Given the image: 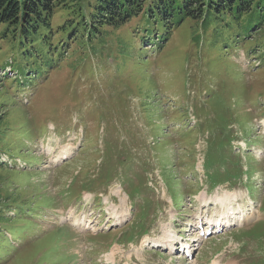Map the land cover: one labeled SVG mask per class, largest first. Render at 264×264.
Instances as JSON below:
<instances>
[{"label":"rangeland","instance_id":"374dc122","mask_svg":"<svg viewBox=\"0 0 264 264\" xmlns=\"http://www.w3.org/2000/svg\"><path fill=\"white\" fill-rule=\"evenodd\" d=\"M72 18L59 11L53 26ZM243 26L216 36L213 26L205 34L188 21L162 44L144 38V20L92 41L83 30L75 37L54 30L58 61L23 75L1 43L0 118L2 126H23L16 130L25 143L21 152L0 147V193L40 208L0 226V264H264V240L242 231L264 220V54H248L257 43L237 40ZM31 69L41 73L33 79ZM68 146L72 156L56 161ZM101 185L105 192L90 193ZM203 192L235 193V209L254 216L203 238L197 220L205 228L222 211L205 206L196 196ZM116 210L128 211L129 221L118 225ZM172 226L191 243L192 259L179 246L139 249ZM111 229L118 231L103 236ZM197 237L203 242L193 245Z\"/></svg>","mask_w":264,"mask_h":264},{"label":"trees","instance_id":"16d2710c","mask_svg":"<svg viewBox=\"0 0 264 264\" xmlns=\"http://www.w3.org/2000/svg\"><path fill=\"white\" fill-rule=\"evenodd\" d=\"M59 11H66L73 18L63 22L62 28L60 25L54 28L53 20ZM133 20H144V38L161 44L168 42L188 21L201 24L205 34L213 26L216 36L223 35L224 31L230 32L234 25L243 22V30L235 37L245 43H257L245 49L248 54H264V43L257 41L264 40V0H0V54L6 53L1 43L7 44L18 57L14 56L15 63L11 64L14 72L23 75L26 67L43 72L42 68H49L47 61L53 64L58 61L55 57L60 55L58 46L52 48L50 43L54 30L74 37L83 30L92 41L100 39L106 29L118 30ZM161 44H158L159 49ZM41 72L31 69L29 73L32 77ZM2 123L0 118V147H6L8 152L20 148L21 152L25 143L22 141L23 131L16 129L23 126L11 129ZM0 168L1 172L6 171L3 166ZM0 188H6L4 183ZM8 193L5 192V196L0 193V226L20 222L22 211L37 215L39 204L32 202L33 211L24 209L22 204L16 205V195ZM10 209L14 218L8 217ZM248 233L264 237V223L254 226Z\"/></svg>","mask_w":264,"mask_h":264},{"label":"bare ground","instance_id":"6f19581e","mask_svg":"<svg viewBox=\"0 0 264 264\" xmlns=\"http://www.w3.org/2000/svg\"><path fill=\"white\" fill-rule=\"evenodd\" d=\"M72 154H73V148L71 146H68V147L62 148V150L59 152V154H57V156L55 158H56V161L61 162L63 160L70 158L72 156ZM237 198H238V196L235 193L232 194V193H228V192L224 193L221 196H216L214 199H208L205 193L200 194L198 199L202 200L204 202L203 203L204 205L208 206L209 203L212 202L214 205H219L222 209L221 215L219 218L215 219L212 217L213 219H211V220L207 219L208 222L206 224L208 226L207 227L208 229L212 230L215 227V228H217L216 231L226 230V229H228V228H230L236 224L242 225L244 223V221L248 220L249 216L247 215V213H244L246 211V209H244V205H242V207L238 210L235 209L237 206L234 207V204L237 201ZM121 199H122V201L124 200L123 198H121ZM124 203H125V200H124ZM112 209H113V207H112ZM237 211H242L241 213L243 215L238 217ZM128 213L129 212L127 211L126 214L122 215V214H118L117 210H116V212H115V215H116L115 218L117 219L116 223L119 224V223L127 221L128 218H126V216L127 217L130 216ZM172 228L173 227H170V228L165 227L164 228L165 230L163 229L164 233H163L162 237H160L158 239L145 237L142 240L141 246L139 247V249L155 248V249H162V251L172 250V248L175 245V240L177 239V237H176L177 233L174 234L175 232L172 231ZM208 232H209V230H207V232L205 231L203 233V236L205 233L207 234ZM194 242L199 243L200 238L197 240H194ZM179 243H181L183 254H186L188 257H190L192 255V246H190L189 243L184 245V243L182 241H180ZM136 247L137 246H134V248H136ZM114 252H115V249L113 250L112 254H114ZM213 264H218V263L214 262Z\"/></svg>","mask_w":264,"mask_h":264}]
</instances>
